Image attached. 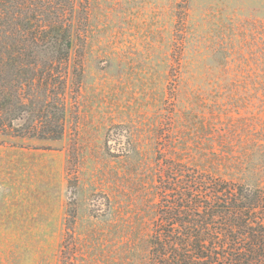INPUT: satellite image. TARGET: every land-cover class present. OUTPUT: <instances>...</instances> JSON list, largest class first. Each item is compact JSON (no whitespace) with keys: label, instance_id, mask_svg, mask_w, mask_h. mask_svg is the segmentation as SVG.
<instances>
[{"label":"rangeland","instance_id":"rangeland-1","mask_svg":"<svg viewBox=\"0 0 264 264\" xmlns=\"http://www.w3.org/2000/svg\"><path fill=\"white\" fill-rule=\"evenodd\" d=\"M75 1L63 137L0 134V264H148L166 161L264 186V0Z\"/></svg>","mask_w":264,"mask_h":264},{"label":"trees","instance_id":"trees-1","mask_svg":"<svg viewBox=\"0 0 264 264\" xmlns=\"http://www.w3.org/2000/svg\"><path fill=\"white\" fill-rule=\"evenodd\" d=\"M75 2L0 0L1 135L63 137ZM163 163L148 264H264V186Z\"/></svg>","mask_w":264,"mask_h":264}]
</instances>
